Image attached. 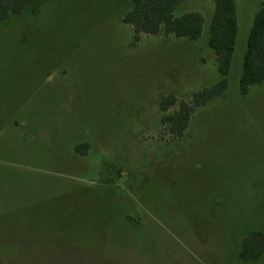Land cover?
Wrapping results in <instances>:
<instances>
[{"label":"rangeland","instance_id":"rangeland-1","mask_svg":"<svg viewBox=\"0 0 264 264\" xmlns=\"http://www.w3.org/2000/svg\"><path fill=\"white\" fill-rule=\"evenodd\" d=\"M236 3L229 89L183 137L162 117L221 79L214 0L176 11L204 16L197 41L135 43L131 0H45L0 21V264H264L239 257L264 230V83L239 91L264 0Z\"/></svg>","mask_w":264,"mask_h":264},{"label":"trees","instance_id":"trees-1","mask_svg":"<svg viewBox=\"0 0 264 264\" xmlns=\"http://www.w3.org/2000/svg\"><path fill=\"white\" fill-rule=\"evenodd\" d=\"M45 0H0V21L29 10L36 13ZM187 0H131L132 8L123 21L134 29V41L138 43L144 35H157L161 31L168 36L201 39L205 18L199 12L176 13ZM239 35V15L236 0H214V14L209 29V46L214 50L220 81L193 94L190 102L182 101L179 109L165 114L162 122L169 126L173 135L183 137L190 126L195 111L206 106L229 89L228 76L231 73ZM264 83V9L254 16L244 57L243 71L239 83L242 96H247L251 87ZM178 103L174 94L164 96L160 109L168 112ZM80 149V146L77 147ZM264 256V230L251 231L244 239L239 257L244 261H257Z\"/></svg>","mask_w":264,"mask_h":264},{"label":"crops","instance_id":"crops-1","mask_svg":"<svg viewBox=\"0 0 264 264\" xmlns=\"http://www.w3.org/2000/svg\"><path fill=\"white\" fill-rule=\"evenodd\" d=\"M225 95H226V94H225ZM225 95H224V96H225ZM224 96H221V97H224ZM218 98H220V97H218ZM218 98H216V99H218ZM216 99H215V100H216ZM215 100H213L212 102H214ZM212 102H210V103H212ZM210 103H209V104H210ZM207 105H208V104H207ZM203 107H204V106H203Z\"/></svg>","mask_w":264,"mask_h":264}]
</instances>
